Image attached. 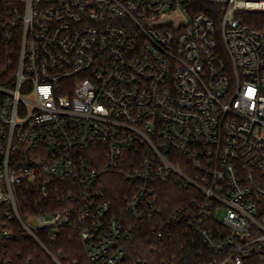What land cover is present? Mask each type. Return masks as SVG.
<instances>
[{"label":"built area","instance_id":"1","mask_svg":"<svg viewBox=\"0 0 264 264\" xmlns=\"http://www.w3.org/2000/svg\"><path fill=\"white\" fill-rule=\"evenodd\" d=\"M255 13L264 0H0L1 240L14 223L64 264L49 245L76 228L84 264H129L104 190L116 175L156 240L180 224L207 264H264ZM168 186L188 195L166 215Z\"/></svg>","mask_w":264,"mask_h":264},{"label":"trees","instance_id":"2","mask_svg":"<svg viewBox=\"0 0 264 264\" xmlns=\"http://www.w3.org/2000/svg\"><path fill=\"white\" fill-rule=\"evenodd\" d=\"M198 11L203 12L200 1L197 2ZM262 18L263 22L258 27H264V13H255ZM256 25V24H255ZM104 190L111 204L113 214L125 224L130 230V236L125 241L126 259L129 264L138 260L147 261L148 264H207L208 252L196 237L186 231L180 224L171 227V238L161 241L151 235L152 228L149 223H135L124 214V197L127 185L119 176H106ZM161 204L166 215L175 207L186 202L187 192L180 190L177 186H168L161 194ZM43 213L44 210L35 211ZM6 223V210L0 209V233ZM10 229L14 231L12 241L3 242L0 238V264H53L45 253L28 237H26L16 224H11ZM57 241L49 245L55 256L61 255L64 264H84L83 254L80 249L76 234L70 230L63 229ZM248 264H263L257 257L249 259Z\"/></svg>","mask_w":264,"mask_h":264},{"label":"water","instance_id":"3","mask_svg":"<svg viewBox=\"0 0 264 264\" xmlns=\"http://www.w3.org/2000/svg\"><path fill=\"white\" fill-rule=\"evenodd\" d=\"M170 21L177 22V18L172 17L171 19L167 20V21L165 22V24H168Z\"/></svg>","mask_w":264,"mask_h":264}]
</instances>
